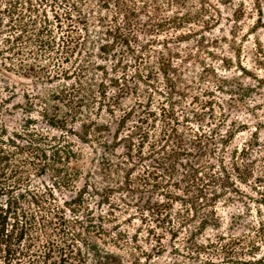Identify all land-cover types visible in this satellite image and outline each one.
I'll use <instances>...</instances> for the list:
<instances>
[{
    "label": "trees",
    "instance_id": "16d2710c",
    "mask_svg": "<svg viewBox=\"0 0 264 264\" xmlns=\"http://www.w3.org/2000/svg\"><path fill=\"white\" fill-rule=\"evenodd\" d=\"M221 18L212 0H0V264H264V123L231 147L264 76L218 77L226 98L189 77V37ZM167 238L186 261H157Z\"/></svg>",
    "mask_w": 264,
    "mask_h": 264
},
{
    "label": "rangeland",
    "instance_id": "374dc122",
    "mask_svg": "<svg viewBox=\"0 0 264 264\" xmlns=\"http://www.w3.org/2000/svg\"><path fill=\"white\" fill-rule=\"evenodd\" d=\"M212 1L216 4L219 3L222 11V18L219 20V23H216L210 30H199L198 34L189 37L188 44L185 43L183 45L186 46L187 44L189 47V77L191 79L196 78L197 81L201 82V86L216 91L217 95L226 98L228 97L227 94L216 90L214 80L218 77H228L229 79L237 77L241 79L243 84L253 83V79L245 78L241 75L240 68L242 66L249 68L260 76H264V70L260 69L255 63V49L258 43L264 44V0H245L246 12L240 20H235L232 15L233 9L231 6H233V4L220 3L217 0ZM240 1L242 0H236L237 3ZM19 93H21V91H19ZM263 97L264 88H256L247 100L248 105L255 109L254 113H256V117L253 111L246 107L233 110L234 117L238 116L242 121L249 123V129L237 134L231 147L242 145L250 138L251 132L255 130V126L264 123ZM21 101H23L21 96L15 98L9 105L8 111L3 112V119L10 131L20 128L27 118L25 111L18 106V103ZM34 117H38L37 121L40 127H48L37 113H34ZM259 131L260 137L264 140V126L261 127ZM55 132L59 133V131ZM73 138L79 143L75 137ZM66 195L69 197L72 193L68 192ZM238 211L246 212L245 205L237 203L223 210L226 217L224 231L230 232L228 229L230 215ZM255 214V207L251 213H244V215H246L245 221H242L243 224L241 223L238 226L236 232L244 231L246 229L244 223L252 219L253 216L255 218ZM215 233V230L208 229L200 237L201 241H205L208 237H213ZM165 244L167 252L160 255L157 261L187 260V258L175 254L173 242L168 238L165 240ZM194 256L197 257L198 254H194ZM258 257H262V254H259ZM208 258H212V260L216 261L218 264H231L221 260L219 256L208 253H201L199 258L196 259L189 258V264H206L204 261ZM249 264L259 263L254 260Z\"/></svg>",
    "mask_w": 264,
    "mask_h": 264
}]
</instances>
